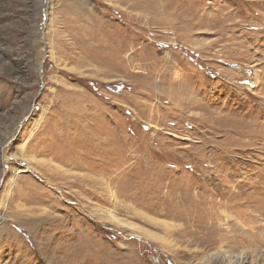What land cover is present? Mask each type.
I'll return each mask as SVG.
<instances>
[{
	"label": "rangeland",
	"instance_id": "rangeland-1",
	"mask_svg": "<svg viewBox=\"0 0 264 264\" xmlns=\"http://www.w3.org/2000/svg\"><path fill=\"white\" fill-rule=\"evenodd\" d=\"M263 133L264 0H0V264H204Z\"/></svg>",
	"mask_w": 264,
	"mask_h": 264
},
{
	"label": "bare ground",
	"instance_id": "bare-ground-1",
	"mask_svg": "<svg viewBox=\"0 0 264 264\" xmlns=\"http://www.w3.org/2000/svg\"><path fill=\"white\" fill-rule=\"evenodd\" d=\"M258 74H255L253 77L255 78V80H259L258 78ZM264 134V133H263ZM261 137V136H260ZM75 139L72 140V142H74ZM43 150V149H42ZM40 150V151H42ZM66 149H64V147H60V157L64 158L66 157L65 151ZM57 152V151H56ZM69 155L70 158H73L72 154L70 155L69 153L67 154ZM69 158V159H70ZM67 159V158H66ZM65 159V160H66ZM28 168V167H25ZM264 168V167H263ZM20 171H24V169L19 170ZM26 171V170H25ZM228 178V177H227ZM107 180V179H106ZM100 182V181H99ZM225 182V181H224ZM107 183V182H106ZM237 183V182H236ZM262 184V183H261ZM228 186V185H227ZM226 186V187H227ZM262 186V185H261ZM104 187V185L102 186ZM106 187V186H105ZM257 187V186H256ZM263 187V186H262ZM20 188V187H19ZM230 188V186H229ZM233 189V188H232ZM263 190V189H262ZM107 191V189H106ZM232 192V191H231ZM240 192V191H239ZM258 192V191H257ZM245 193V191H244ZM264 193V190L263 192ZM239 193H237L238 195ZM247 194V193H246ZM257 194V193H256ZM231 195V194H230ZM254 195V193H253ZM63 197V196H61ZM225 197V196H224ZM227 199V198H226ZM237 200V199H236ZM238 201V200H237ZM246 201V200H245ZM224 202V201H223ZM226 202V201H225ZM224 202V203H225ZM220 203V202H219ZM213 205V204H212ZM228 206V205H227ZM258 206V205H257ZM152 210L159 212L160 210H158L159 208H157L156 206H152L151 207ZM249 209V208H248ZM262 209V208H261ZM260 209V210H261ZM40 212V211H39ZM181 212V211H180ZM208 212V210H207ZM111 212H109V215L111 217H113L111 214ZM171 215L173 216H180V214H178L177 211L175 212H169ZM178 214V215H177ZM222 214L223 217L225 218L223 223L220 224L219 226V230H220V238L218 240V243H220V251H218L217 253H212L211 255H207L204 258V264H245V263H249V264H254V259H251L248 261V259L250 257H253V254H255V252L260 251V249L262 247H264V224H255L256 222V215L255 218L251 217L252 222H250L249 224L246 223L245 221H243V219H245L242 215V217L239 215H234L228 213L226 210H222ZM245 215V214H244ZM208 218V217H207ZM232 219L229 221V219ZM254 220V221H253ZM116 222L121 223L119 220L115 219ZM263 222V221H262ZM231 223V224H230ZM213 224L211 222H208L207 224H205L204 228L207 231V233H211V231L213 230ZM218 230V231H219ZM185 233V232H184ZM206 233V237L208 236ZM207 240H209V237L206 238ZM205 241V240H204ZM208 242V241H207ZM244 248L243 251H239V249ZM264 249V248H263ZM249 257V258H248ZM264 264V261H263Z\"/></svg>",
	"mask_w": 264,
	"mask_h": 264
}]
</instances>
